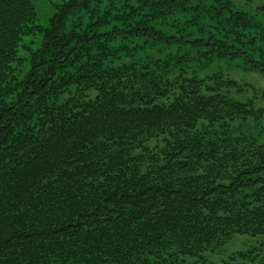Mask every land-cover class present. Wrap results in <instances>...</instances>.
<instances>
[{"label": "trees", "instance_id": "1", "mask_svg": "<svg viewBox=\"0 0 264 264\" xmlns=\"http://www.w3.org/2000/svg\"><path fill=\"white\" fill-rule=\"evenodd\" d=\"M47 2L40 26L32 0H0V264H210L264 235L260 111L207 72L264 76V6Z\"/></svg>", "mask_w": 264, "mask_h": 264}, {"label": "rangeland", "instance_id": "2", "mask_svg": "<svg viewBox=\"0 0 264 264\" xmlns=\"http://www.w3.org/2000/svg\"><path fill=\"white\" fill-rule=\"evenodd\" d=\"M231 5L241 11L250 14H256L258 9L264 6V0H229ZM37 13V24L46 26L49 17L54 12V8L47 0H32ZM258 19L264 24V15L259 13ZM40 36H29L23 40L32 48H36L40 41ZM33 43V44H31ZM21 51V50H20ZM23 56L26 53L21 51ZM220 70L224 77L234 80L242 89V91L231 90L230 96L237 101L248 102L255 111L259 112L257 122L249 120L252 127V134L255 136L257 143L264 145V76L255 71L245 70L237 61H222L213 64L212 68L207 72H215ZM244 123L236 121L233 124ZM245 124H247L245 122ZM258 255V260H264V235L246 236L235 234L222 246L215 254L205 255L204 258L210 264H222L229 262L230 264H262L259 261L248 262L238 257L240 254Z\"/></svg>", "mask_w": 264, "mask_h": 264}]
</instances>
